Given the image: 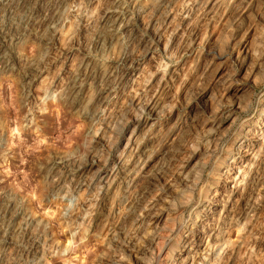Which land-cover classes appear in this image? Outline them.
Returning a JSON list of instances; mask_svg holds the SVG:
<instances>
[{
  "label": "rangeland",
  "instance_id": "rangeland-1",
  "mask_svg": "<svg viewBox=\"0 0 264 264\" xmlns=\"http://www.w3.org/2000/svg\"><path fill=\"white\" fill-rule=\"evenodd\" d=\"M140 3L0 14V264H264V0Z\"/></svg>",
  "mask_w": 264,
  "mask_h": 264
},
{
  "label": "bare ground",
  "instance_id": "bare-ground-1",
  "mask_svg": "<svg viewBox=\"0 0 264 264\" xmlns=\"http://www.w3.org/2000/svg\"><path fill=\"white\" fill-rule=\"evenodd\" d=\"M63 1L64 0H0V14L2 15V17H4L3 19V23H2V26H1V32H6L8 35H9V38H15L16 39H19V37L24 33L25 29H26V26L27 23H29V18L26 17L28 16L27 14L25 15V17H21L20 15H18L19 17H15L13 15V12L12 10L14 8H16L17 6L19 7H29V3H36L37 6L39 5V8H41L42 10H45V11H49V15L48 16H44V29L45 31L48 30L47 27H51L57 13H58V8H60V4H62V6L65 4H63ZM133 3L135 4H138L140 3L141 0H132ZM153 1V0H151ZM143 2V1H142ZM142 2L140 4H142ZM146 2V1H145ZM152 3V2H151ZM123 4V3H122ZM149 4V3H147ZM144 4H142L143 6ZM115 6V5H114ZM113 8L111 7V9L107 12L108 14L106 15V19H105V22H104V32L109 36V37H105V38H109L108 40H115V41H119V39H128L129 38V35H127L126 33V30L128 31L129 29V26H130V21L128 20V17H125V15L127 14L126 13V8L127 7H123L121 6L120 4L115 6ZM135 6V5H134ZM140 6V5H139ZM36 7V6H35ZM139 8V7H138ZM40 9V10H41ZM141 9V8H140ZM41 10V11H42ZM62 10V9H61ZM135 10V9H134ZM23 11V10H22ZM61 12V11H60ZM59 12V14H60ZM129 12V11H127ZM24 13V12H23ZM126 13V14H125ZM44 15V14H43ZM42 15V16H43ZM46 15V14H45ZM129 14H127L128 16ZM35 17V16H34ZM130 17V16H129ZM32 18V17H31ZM30 18V19H31ZM131 19V18H130ZM36 20V19H35ZM42 20V19H41ZM2 21V20H1ZM32 22V21H31ZM35 23V21H34ZM33 23V24H34ZM1 24V23H0ZM31 23H29L30 25ZM37 24V23H36ZM131 27V26H130ZM28 28V27H27ZM53 28V27H52ZM43 29V28H42ZM37 31V30H36ZM26 34V33H24ZM102 34V33H101ZM104 34V33H103ZM105 34V35H106ZM6 35V34H5ZM25 35H23V37L21 38H24ZM103 36V35H102ZM6 37V36H5ZM8 37V36H7ZM20 38V39H21ZM104 37H100V35H97V41H99L100 43V46H101V43L102 41L105 39ZM19 39V40H20ZM11 40V39H10ZM42 40V39H41ZM17 41V40H16ZM15 42V41H14ZM123 44V43H122ZM6 45V43L4 44ZM11 45V44H10ZM13 45V44H12ZM17 45V44H15ZM4 47V46H3ZM14 48V47H13ZM9 49V48H8ZM101 49V48H100ZM6 51V50H5ZM3 49H0V69L1 70H5L6 68L9 69V66L13 63L14 59H15V52H13L11 49L10 51L7 53L5 52ZM17 56V55H16ZM122 58V57H121ZM16 60V59H15ZM15 62V61H14ZM13 66V65H12ZM33 67V66H32ZM32 67H29V69H32ZM12 69V68H11ZM29 69L27 71H29ZM7 70V69H6ZM108 70V69H107ZM10 71V70H9ZM27 71L25 73H22L23 74V78L27 77ZM106 70L102 71L103 73L105 72ZM81 72V71H80ZM29 74V73H28ZM98 74V73H97ZM30 75V74H29ZM99 76H103L102 73L101 75L99 74ZM105 76H109V72H105ZM104 78V76H103ZM102 80V79H101ZM76 82V81H75ZM82 85L78 82H76L75 84H73V96L74 98L77 97L78 95V87ZM100 89V88H99ZM72 95V94H71ZM67 97V96H66ZM264 97V96H263ZM262 99V96L260 97ZM80 103V106L82 104L83 106V109H87V104L89 103L90 100H84L82 99L81 97H79L77 99ZM74 101V100H73ZM77 101V103H78ZM78 103V104H79ZM81 106V107H82ZM89 110V109H87ZM235 145L233 146V150L236 151V152H239L240 151V148L242 147L243 145V142H240L238 140V142H234ZM232 145V144H231ZM230 148V147H229ZM4 210V209H3ZM6 212V211H5ZM10 216V215H9ZM22 223V222H21ZM24 223V222H23ZM3 224V223H2ZM192 228V226H191ZM193 229V228H192ZM176 234L175 235H181L182 232L180 229H177L176 231H174ZM157 234V233H156ZM162 234V233H161ZM153 235V234H152ZM159 235V234H158ZM157 235V236H158ZM164 235V234H163ZM155 236V235H153ZM152 237V236H151ZM162 237V236H161ZM159 238V237H158ZM152 240L154 241V237L152 238ZM177 240V239H176ZM163 241V240H161ZM151 243V242H149ZM155 244V243H153ZM158 245V243H156ZM165 251V250H164ZM161 254V253H160ZM159 256V255H158ZM162 257H165V256H162ZM166 259V257H165ZM164 263V262H163Z\"/></svg>",
  "mask_w": 264,
  "mask_h": 264
}]
</instances>
